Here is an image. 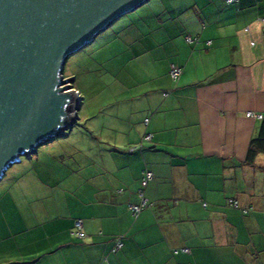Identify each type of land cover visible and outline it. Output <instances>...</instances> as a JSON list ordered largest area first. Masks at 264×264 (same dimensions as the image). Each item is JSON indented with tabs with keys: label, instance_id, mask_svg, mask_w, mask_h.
<instances>
[{
	"label": "crops",
	"instance_id": "obj_1",
	"mask_svg": "<svg viewBox=\"0 0 264 264\" xmlns=\"http://www.w3.org/2000/svg\"><path fill=\"white\" fill-rule=\"evenodd\" d=\"M178 13L175 41L163 39L172 53L167 80L148 87L145 115L99 132L97 155L140 146L133 179L108 178L98 160V181L83 180L90 202L115 204L114 226L101 212L75 218V242H67L75 257L43 264H264V0H193ZM138 42L156 48L150 32ZM172 64L182 70L177 80ZM145 168L153 178L142 189L153 203L134 214L128 205L141 201ZM76 219L84 237L74 233ZM115 236L123 245L113 251Z\"/></svg>",
	"mask_w": 264,
	"mask_h": 264
},
{
	"label": "rangeland",
	"instance_id": "obj_2",
	"mask_svg": "<svg viewBox=\"0 0 264 264\" xmlns=\"http://www.w3.org/2000/svg\"><path fill=\"white\" fill-rule=\"evenodd\" d=\"M192 2L149 0L67 58L63 74L74 78L72 84L82 97L78 118L65 135L39 146L31 156H21L0 180V264H43L74 258L75 251L67 242H75L70 225L77 217L101 212L112 225L109 220L115 218V204L99 203L95 196L92 201L97 203L90 202L83 180L89 173L91 182L98 181V160L104 161L108 178L123 175L132 180L139 168L132 157L141 148L97 155L100 129L133 127L145 115L148 87L167 80L165 69L172 53L166 52L163 39L172 33L175 41L182 22L178 11ZM149 32L154 34V51L145 50L146 44L138 42ZM124 106L128 114L122 111ZM138 106L139 111L130 114ZM141 177L142 172L140 188L145 190ZM107 220L102 219V223ZM119 238L115 236L114 241Z\"/></svg>",
	"mask_w": 264,
	"mask_h": 264
},
{
	"label": "water",
	"instance_id": "obj_3",
	"mask_svg": "<svg viewBox=\"0 0 264 264\" xmlns=\"http://www.w3.org/2000/svg\"><path fill=\"white\" fill-rule=\"evenodd\" d=\"M149 0H0V180L21 156L65 135L80 94L67 58Z\"/></svg>",
	"mask_w": 264,
	"mask_h": 264
},
{
	"label": "built area",
	"instance_id": "obj_4",
	"mask_svg": "<svg viewBox=\"0 0 264 264\" xmlns=\"http://www.w3.org/2000/svg\"><path fill=\"white\" fill-rule=\"evenodd\" d=\"M227 2H232L234 0H226ZM187 39L190 41L192 40L190 37H187ZM181 68L175 64H172L170 66V69H169V75L170 77L173 79V80H177L181 74ZM248 116H252L253 114L251 113H248L247 114ZM258 117H261L260 115ZM151 138V135L150 134H146L144 135L143 139L144 140H149ZM152 179V172L147 170V169H144L142 171V177H141V185L142 186H146V184L148 183V181ZM139 196H140V203L139 204H131L129 206L130 210L134 213V214H137L139 213L145 206H147L149 203L147 202V199L144 197V193H143V189L140 188L139 189ZM230 202L237 206V201H234V200H230ZM74 226L76 228V230L74 231V233L78 236V237H84L85 234L84 232L82 231V221L80 219H76L75 222H74ZM123 245V242L121 240V238L117 239L114 243V246L112 248L113 251H116L117 249H119L120 247H122ZM183 251H189L188 248H183Z\"/></svg>",
	"mask_w": 264,
	"mask_h": 264
},
{
	"label": "trees",
	"instance_id": "obj_5",
	"mask_svg": "<svg viewBox=\"0 0 264 264\" xmlns=\"http://www.w3.org/2000/svg\"><path fill=\"white\" fill-rule=\"evenodd\" d=\"M263 139V136L262 135H260V136H258L257 138H255V139H253L252 141H251V144H250V147H249V154H252L254 151V148L256 147V144H257V141L259 142L260 140H262ZM150 171V170H149ZM152 172V171H151ZM152 178H153V173H152ZM151 180V179H150ZM149 180V181H150ZM148 181V182H149ZM147 185V184H146ZM230 202V201H229ZM231 203V202H230ZM232 204V203H231ZM233 205V204H232ZM233 206H235V205H233ZM237 206H238V203H237ZM237 206H235V207H237ZM146 207V206H145ZM81 220V219H80ZM82 221V220H81ZM75 230H76V228H75Z\"/></svg>",
	"mask_w": 264,
	"mask_h": 264
}]
</instances>
